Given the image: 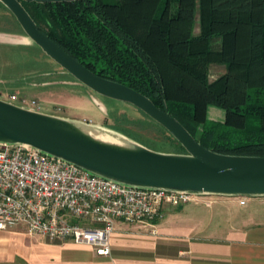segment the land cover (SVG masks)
Here are the masks:
<instances>
[{
    "label": "trees",
    "instance_id": "obj_1",
    "mask_svg": "<svg viewBox=\"0 0 264 264\" xmlns=\"http://www.w3.org/2000/svg\"><path fill=\"white\" fill-rule=\"evenodd\" d=\"M21 3L65 52L149 97L205 148L264 156V0ZM211 65L224 71L211 79Z\"/></svg>",
    "mask_w": 264,
    "mask_h": 264
},
{
    "label": "water",
    "instance_id": "obj_2",
    "mask_svg": "<svg viewBox=\"0 0 264 264\" xmlns=\"http://www.w3.org/2000/svg\"><path fill=\"white\" fill-rule=\"evenodd\" d=\"M21 1L0 0L23 33L49 58L98 95L130 104L162 126L183 152L150 148L129 136L0 98V143L23 144L115 183L198 196H264V156L223 154L202 146L172 115L141 92L100 76L43 33ZM100 137H107L103 139Z\"/></svg>",
    "mask_w": 264,
    "mask_h": 264
},
{
    "label": "crops",
    "instance_id": "obj_3",
    "mask_svg": "<svg viewBox=\"0 0 264 264\" xmlns=\"http://www.w3.org/2000/svg\"><path fill=\"white\" fill-rule=\"evenodd\" d=\"M240 199L196 196L164 204L153 223L117 220L109 255L21 225L0 230V264H264V196Z\"/></svg>",
    "mask_w": 264,
    "mask_h": 264
},
{
    "label": "built area",
    "instance_id": "obj_4",
    "mask_svg": "<svg viewBox=\"0 0 264 264\" xmlns=\"http://www.w3.org/2000/svg\"><path fill=\"white\" fill-rule=\"evenodd\" d=\"M22 102L18 105L26 107ZM196 196L128 187L33 147L0 143V230L21 225L30 236L71 241L109 255L117 220L153 223L164 204L178 206ZM239 198L244 204L246 197Z\"/></svg>",
    "mask_w": 264,
    "mask_h": 264
},
{
    "label": "rangeland",
    "instance_id": "obj_5",
    "mask_svg": "<svg viewBox=\"0 0 264 264\" xmlns=\"http://www.w3.org/2000/svg\"><path fill=\"white\" fill-rule=\"evenodd\" d=\"M194 32H198L195 24ZM224 71L211 65L210 78ZM25 103L27 108L77 119L123 133L156 150L183 152L162 126L134 106L93 92L51 58L21 30L14 16L0 7V98ZM210 119L221 120L224 109L209 105ZM215 197V196H207Z\"/></svg>",
    "mask_w": 264,
    "mask_h": 264
},
{
    "label": "bare ground",
    "instance_id": "obj_6",
    "mask_svg": "<svg viewBox=\"0 0 264 264\" xmlns=\"http://www.w3.org/2000/svg\"><path fill=\"white\" fill-rule=\"evenodd\" d=\"M100 138H103V139H108L107 137H100Z\"/></svg>",
    "mask_w": 264,
    "mask_h": 264
}]
</instances>
